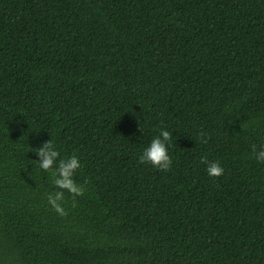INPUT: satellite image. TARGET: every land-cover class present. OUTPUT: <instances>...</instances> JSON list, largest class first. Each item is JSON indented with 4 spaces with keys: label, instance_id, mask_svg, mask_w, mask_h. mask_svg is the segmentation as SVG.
Instances as JSON below:
<instances>
[{
    "label": "trees",
    "instance_id": "1",
    "mask_svg": "<svg viewBox=\"0 0 264 264\" xmlns=\"http://www.w3.org/2000/svg\"><path fill=\"white\" fill-rule=\"evenodd\" d=\"M262 145L264 0H0V264H264Z\"/></svg>",
    "mask_w": 264,
    "mask_h": 264
},
{
    "label": "clouds",
    "instance_id": "2",
    "mask_svg": "<svg viewBox=\"0 0 264 264\" xmlns=\"http://www.w3.org/2000/svg\"><path fill=\"white\" fill-rule=\"evenodd\" d=\"M171 136L170 131L161 128L158 134L143 148L140 161L149 163L163 171L169 170L172 165V158L169 154ZM37 152L41 157L38 166L50 174L51 183L54 186V190L47 195V202L52 210L63 216L66 214L63 207L65 193H68L74 201L77 196H82L86 190V184L81 185L76 178L79 169L82 168L80 158L74 153L61 156V151L51 139L46 141ZM253 155L258 162H264V145L258 150L254 146ZM201 163L206 166V173L209 177H219L224 172L218 161L202 158Z\"/></svg>",
    "mask_w": 264,
    "mask_h": 264
}]
</instances>
